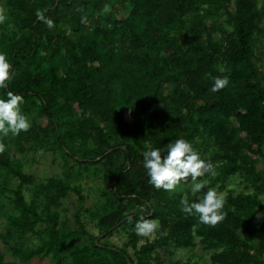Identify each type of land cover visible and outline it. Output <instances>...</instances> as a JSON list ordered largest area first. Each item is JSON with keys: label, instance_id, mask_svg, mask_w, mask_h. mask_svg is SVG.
Segmentation results:
<instances>
[{"label": "trees", "instance_id": "16d2710c", "mask_svg": "<svg viewBox=\"0 0 264 264\" xmlns=\"http://www.w3.org/2000/svg\"><path fill=\"white\" fill-rule=\"evenodd\" d=\"M0 2L12 65L0 96L22 95L32 123L0 154V264H264V171L251 159L264 161V0ZM217 77L228 84L213 92ZM179 138L216 172L197 195H226L215 226L181 210L191 185L148 183L143 152ZM26 155L61 159L60 175L35 186ZM93 168L105 187L85 208L79 181ZM70 193L78 208L61 213ZM149 211L151 240L134 231Z\"/></svg>", "mask_w": 264, "mask_h": 264}, {"label": "clouds", "instance_id": "9594fccd", "mask_svg": "<svg viewBox=\"0 0 264 264\" xmlns=\"http://www.w3.org/2000/svg\"><path fill=\"white\" fill-rule=\"evenodd\" d=\"M40 16L39 13H37ZM6 16L0 10V24H3ZM51 27V21L48 22ZM11 69V71H10ZM12 79V65L7 54L0 51V89H7L8 82ZM228 84L227 78H214L212 91L216 92ZM24 97L12 91H7L6 96H0V154L9 149L5 138L17 137L22 132H28L32 127L30 119L21 111ZM143 167L146 169L148 183L156 189L174 191L177 187L191 179V193L194 200L183 198L180 203L182 211L189 216L198 215L199 222L208 226H215L225 219L224 207L226 204L225 193L218 192L215 188L208 187L207 181L198 180L206 173L215 176L214 166L210 161L201 159L199 152L184 138L167 143L165 151L159 147H149L143 152ZM141 215L134 225L135 234L142 238L155 239L159 222ZM131 219V217H129Z\"/></svg>", "mask_w": 264, "mask_h": 264}, {"label": "rangeland", "instance_id": "374dc122", "mask_svg": "<svg viewBox=\"0 0 264 264\" xmlns=\"http://www.w3.org/2000/svg\"><path fill=\"white\" fill-rule=\"evenodd\" d=\"M257 1L260 3V0H257ZM1 5L2 4H0V10L3 11V8ZM121 16H122V14L120 15V17ZM257 52H259L258 56L262 53V55L259 58L261 66H262V68H260L261 69L260 72L264 75V39H261L258 41ZM32 158H34V160ZM32 158L30 155L29 156L26 155L22 160L25 163L24 168L26 169V172H29V174L34 175V177L37 179V181H35V183H34L35 186L43 183L47 178L60 175L61 166L63 165L60 158H59L60 159L59 163L58 164L55 163V165H50L49 159L43 157L42 155H37V156H34ZM251 159L258 161V164H257L258 170L264 171V161L261 158L252 156ZM70 166H72V168L75 167L74 164H71ZM100 173L101 172H100L99 168L90 169L89 173L87 175H84L82 180L79 181L82 184L81 187L83 190V194L86 196V199L84 202L85 208H89L93 205V203L96 201V198L98 196L97 192L105 187V184H103L98 179V177H100L99 176ZM75 183H77V182H75ZM192 183L193 182L191 181V179H189L188 181L181 183L180 186L192 185ZM240 189H242V187ZM25 195H26L27 199L30 198V192L25 191ZM262 198L264 200V195ZM77 208H78L77 198L75 195H72L70 193L69 196L61 203V207L59 210L62 213L63 210L65 209L69 212V214H73L77 210ZM81 215L84 216L85 214L82 213ZM261 217L264 218V214H262ZM3 224H4V221L1 220L0 221V230L3 229V227H4ZM94 233H95V231H94ZM123 239H124L123 235H115V236L111 237L109 239V241L114 243V244L120 245L123 242ZM3 249H4V247L0 243V252ZM195 252L197 254L200 253L198 248L195 250ZM186 254H187L186 251L178 252L175 258H178L181 261H183ZM5 261L11 263L13 261V259L7 255L5 257ZM15 262H17V261H15ZM30 264H51V263L47 262V260L41 261V260L33 259L30 262Z\"/></svg>", "mask_w": 264, "mask_h": 264}]
</instances>
